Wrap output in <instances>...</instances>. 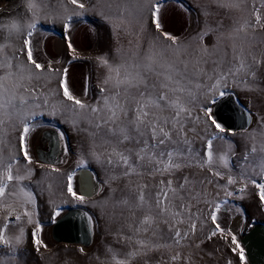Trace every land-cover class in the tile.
<instances>
[{
	"label": "rangeland",
	"instance_id": "1",
	"mask_svg": "<svg viewBox=\"0 0 264 264\" xmlns=\"http://www.w3.org/2000/svg\"><path fill=\"white\" fill-rule=\"evenodd\" d=\"M32 2L36 3L38 8L36 17L27 12L29 0H0V25L8 26L0 27V47L3 48L0 57L11 55L20 47L21 39L11 27L13 22H28L34 19L35 28L31 30V37L26 35L23 37L29 40V45L20 54V59L25 62L27 51L30 49L36 63L45 69L57 71L34 70L33 79L30 82L25 81L40 95L39 100L31 101L25 106L28 111L36 113L27 121L29 133L26 137L33 163L25 165L21 160L19 166L14 165L13 175L24 176L28 167L33 169V175L30 179L10 182L7 191L16 193V196H8L2 203L22 201L24 197L21 188L32 191L36 200L34 206L31 204L24 206L32 214V223H28L27 216L22 215L19 221L13 216L5 233L15 244L14 237L19 234L21 228L23 229V241L16 246L19 249V260L8 255L13 251L11 246L0 245V264H115L114 254L117 259H124L125 254L133 250L136 238L129 242L123 237L132 236L129 225L134 224L145 214L143 210H137L133 217L125 206L117 205L116 202L131 195L125 188L129 179L134 183L151 186L161 177L153 178L145 174L143 177L133 175L130 178L112 179L113 175H119L120 170L117 169L115 173L110 171L92 154L93 150L98 154L104 151L103 133L98 134L95 140L90 135L96 131L90 121L94 123L97 118L88 112L74 116L70 110H64L71 102L66 101L62 95L63 90L60 87L62 75L69 91L76 98L85 105L95 106L101 99L102 87L115 91L112 84L116 73L112 69L116 66L144 63L148 56H153L158 62L165 59L171 62L176 59L175 46L169 47L172 42L164 36L167 33L176 38L180 59L189 62L188 71L193 76V86L196 83L200 84L199 88H194L197 102L203 101L208 86L212 83L209 77L216 72L226 71L234 63L233 46L237 52L242 49L249 62L250 53L264 60V27H261L264 25V0H224L226 4L232 5L230 7H218L210 0H82L86 5L84 10L76 9L74 5L68 4L67 0ZM65 4L67 12L64 11ZM156 4L160 6L157 13L161 25L159 30L156 29L155 18L151 15L152 6ZM204 9L210 10L212 14L205 16ZM77 11H82L83 15H74L73 13ZM256 11H259L261 22L255 31L251 27L237 31L245 21L255 24ZM68 16H71V20L67 19ZM65 24L68 27H65ZM206 24L216 31L201 40L198 33ZM217 37L220 38L219 41ZM202 46L207 47L211 55L205 57L207 63L198 65L203 72H194V64L201 56ZM102 59L107 60L108 64H102ZM214 61L220 62L219 66ZM36 73L39 78H36ZM0 75H3V70H0ZM110 75L113 81L105 85L104 81ZM135 91L132 89L133 94ZM225 93L235 95L254 117V124L248 132L235 135L228 131L217 133L224 139L213 141V150L217 157L230 154V150L235 153V156H230L228 167H224L217 160L216 168L225 176V179L219 180L218 183L226 185L227 176L232 175L237 179V184L227 186V191H231L232 196H226L220 191L216 202L221 203L217 223L224 234L231 232L239 243L240 238L253 224L264 222V202L260 200L259 189L249 180L244 192H239L243 184L240 181L241 169L238 164L253 142L257 145L264 143V135L261 134L264 132L261 125V120L264 119V80L255 81L249 78L247 85L238 82L237 86L230 85ZM221 97L219 92H216L215 102H208L213 112ZM54 106L56 114L52 115L50 113ZM51 130L60 131L66 142V155L62 157L64 161L61 160L63 163L56 166L45 165L37 158L38 152L44 153L48 150L49 145L41 142V136L45 131ZM252 135H255V141L251 139ZM18 137L19 132H10L6 137L0 136V150L5 157H8L10 152L19 151ZM53 167L59 171H52ZM81 170L92 171L102 186L96 196L85 198L83 202L77 201L68 191V185L71 184L72 191L80 195L77 181ZM190 171L195 172L197 169H184V173H177V176ZM248 174L256 179L257 183H264V175L259 174L258 168L253 172L249 167ZM69 176L72 177L71 181L68 179ZM163 178L167 179L166 176ZM17 208L23 212L19 205ZM73 208L86 210L96 222V238L90 248L58 245L52 240L51 231L54 223ZM198 208L203 211V215L197 221V237L203 239L211 233L214 225L207 212L209 205L201 203ZM4 215L6 213L0 212V227H3ZM239 220L243 223V232L235 234L234 226ZM37 224L40 231L36 238L47 245V248L41 247L39 251L36 250L33 238ZM161 228L164 240L160 242H167L172 246L161 247L149 253L150 264H173L171 257L178 252L181 254V260L175 264H185L190 253L195 264H228L229 261L231 264H248L246 258L241 261L237 253L231 250L235 247L231 244V236L225 239L223 234L218 233L211 240L204 239L201 245L203 250L201 258L197 255L200 249L193 251L194 246L190 248L173 244L168 240L167 226L162 225ZM184 243L187 245L190 241ZM145 259L136 257L130 264H144Z\"/></svg>",
	"mask_w": 264,
	"mask_h": 264
},
{
	"label": "snow or ice",
	"instance_id": "2",
	"mask_svg": "<svg viewBox=\"0 0 264 264\" xmlns=\"http://www.w3.org/2000/svg\"><path fill=\"white\" fill-rule=\"evenodd\" d=\"M210 2L218 7L232 6L226 4L224 0H210ZM67 3L74 5L76 9L86 8L82 0H67ZM159 8V4H156L152 6L151 12L152 17L155 18L154 23L157 30L161 27L157 16ZM64 11H68L66 4ZM27 12L31 13L32 17L38 15L37 5L32 0H29L27 4ZM73 14L83 15V12L77 11ZM203 14L208 16L212 13L204 9ZM254 15L255 24L245 21V24L237 31H243L248 27L255 31L256 26L260 25L261 16L259 11H256ZM67 19L71 20V16ZM0 27L7 28L8 26L0 25ZM11 27L16 30V36L21 39V44L11 55L0 57V70H3V75H0V136L6 137L10 132H19V151L10 152L9 156L5 157L0 150V212L6 213L3 216V227H0V245L11 246L13 251L8 255L19 260V249L16 246L23 241V229L21 228L19 234L14 237L15 244H13V239L6 237L5 233L13 216L16 221L21 220L22 215L27 216L28 223H32V214L24 206L27 204L34 206L36 197L32 191L21 188L20 191L24 197L22 201L14 200L11 204L2 202L10 195L16 196V193L7 191L10 182L30 179L33 175V169L30 167L26 168L24 176L13 175L14 165L19 166L21 160L25 165L33 163L26 144V137L29 133L27 121L36 113L28 111L25 106L31 101L39 100L40 95L25 81L30 82L33 79L34 70L49 72L57 70L45 69L44 66L36 63L30 49L27 51L26 61L22 62L20 59V54L29 45V40L23 37L25 35L31 37V30L35 28L34 19L28 22L15 21ZM65 27L68 25L65 24ZM215 31L216 29L206 24L198 36L203 40ZM164 36L172 42L169 47L175 46L176 59L171 62L167 59L158 62L153 56H148L144 63L116 66L112 69L116 73L112 84L115 91L102 87L101 99L95 106L85 105L76 98L69 91L63 75L60 81L63 97L71 102V105L64 110H70L74 116L88 112L97 118L94 123L90 121L96 130L90 135L95 140L98 134L103 133L104 151L98 154L93 150L92 154L102 166L110 171L115 173L117 169L120 170L119 175L112 176L113 180L130 178L133 175L143 177L145 174L153 178L161 177L151 186L134 183L130 179L125 185L131 195L117 201L116 204L125 206L133 217L137 210H143L145 214L134 224L129 225L132 236L123 237L129 242H132L134 237L136 238L133 250L127 252L124 259H117L114 254L113 260L115 264H130L131 260L136 257H145L144 264H150L149 253L161 247L172 246L167 242H160L164 240L161 228L164 225L167 226L168 240L179 246L190 248L194 246L193 251L200 249L197 255L201 258L203 253L201 245L204 239L211 240L218 233L223 234L225 239L231 236V244L235 245L231 250L237 253L241 261H244V249L237 242L236 236L231 232L224 234L223 229L217 223V213L220 211L221 203L216 202V198L219 197L220 191H223L226 196H232L233 193L227 191V186L237 184V179L229 175L226 185L218 183L219 180L225 179V176L217 170V160L224 167H228L230 156H235V153L230 150V154L226 153L219 157L214 153L213 141L224 139L217 133H224L226 129L214 117L213 109L208 106V102H215L216 92L224 96L225 90L230 85L237 86L238 82L247 85L249 78L255 81L264 80V60L250 53L251 62H249L243 50L237 52L233 46L234 63L226 71L216 72L209 77L212 83L208 86L205 99L197 102L194 88H199L200 84L196 83L193 86V76L188 71L189 62L180 59L176 38L167 33ZM219 39L217 37L218 41ZM0 52H3L2 47H0ZM200 52L201 56L194 64V72H203L198 65L207 63L205 57L211 55L208 48L204 46ZM161 55L163 56V53ZM101 62L104 65L108 64L107 60L102 59ZM214 63L219 66L220 62L214 61ZM121 69H123V75H121ZM36 78H39L38 73H36ZM112 81L113 77L110 75L104 83L108 85ZM132 89L136 90L135 94ZM50 114H56L55 106ZM246 119H251V113L246 114ZM261 125L264 127V119L261 120ZM242 131L248 132L249 129L243 128ZM232 134L235 135V132L232 131ZM261 134L264 135V132ZM251 139L255 141V135H252ZM238 164L241 169L240 181L243 184L239 192H244L247 181L250 180L259 189L260 200L264 202V183H257L256 179L248 174V168L251 167L253 172L258 168L259 174L264 175V143L257 145L253 142L246 149ZM193 168L197 171L177 176V173H184V169ZM52 171L58 172L59 169L53 167ZM165 176L167 179L163 178ZM68 179L71 181L72 177L69 176ZM68 191L77 201L85 200L84 196L72 191L71 184L68 185ZM209 197L213 199L210 200ZM201 203L209 205L207 212L214 225L211 233L203 239L197 237V221L203 215V211L198 208ZM17 205L23 208L22 213ZM39 231L40 227L37 224L33 232L37 251L41 247L47 248V245L36 238ZM188 241L190 244L186 245L184 242ZM180 260L179 252L171 257L173 264ZM185 264H195L192 253L186 258ZM228 264H231V261Z\"/></svg>",
	"mask_w": 264,
	"mask_h": 264
},
{
	"label": "water",
	"instance_id": "3",
	"mask_svg": "<svg viewBox=\"0 0 264 264\" xmlns=\"http://www.w3.org/2000/svg\"><path fill=\"white\" fill-rule=\"evenodd\" d=\"M250 111L233 94L222 96L214 106V117L226 129L232 133L244 132L243 128L251 129L254 117L246 119ZM231 130V131H230ZM41 142L49 145L44 153L38 152L40 162L49 166L62 164L66 155V142L60 131H45L41 136ZM61 160H63L61 162ZM80 195L85 198L96 196L102 186L97 181L95 174L90 170H81L77 181ZM52 240L58 244L75 245L90 248L96 238V222L89 212L81 208L68 210L53 225L51 231ZM244 249V255L248 264H264V222L253 224L239 240Z\"/></svg>",
	"mask_w": 264,
	"mask_h": 264
},
{
	"label": "bare ground",
	"instance_id": "4",
	"mask_svg": "<svg viewBox=\"0 0 264 264\" xmlns=\"http://www.w3.org/2000/svg\"><path fill=\"white\" fill-rule=\"evenodd\" d=\"M105 5V4H104ZM107 5V4H106ZM105 7V6H104ZM107 7V6H106ZM106 10V9H105ZM111 10V9H110ZM105 13V12H104ZM11 20V19H10ZM235 230H234V233H240V232H243L242 231V228H243V223L241 220L239 221H236V224H235Z\"/></svg>",
	"mask_w": 264,
	"mask_h": 264
}]
</instances>
